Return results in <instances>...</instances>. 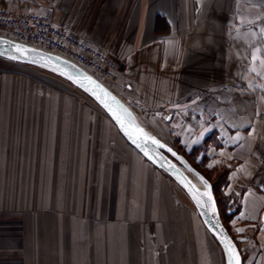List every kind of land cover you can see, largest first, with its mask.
<instances>
[{"label": "crops", "instance_id": "obj_1", "mask_svg": "<svg viewBox=\"0 0 264 264\" xmlns=\"http://www.w3.org/2000/svg\"><path fill=\"white\" fill-rule=\"evenodd\" d=\"M0 9L43 15L114 59L108 87L163 142L169 127L217 132V154L238 164L228 178L229 191H241L236 222L257 228L243 264H264V178L248 167L264 142V0H0ZM100 121L81 133L101 154L90 157L94 196L111 198L113 210L97 200L93 219L51 211L35 264H219L217 242L178 185Z\"/></svg>", "mask_w": 264, "mask_h": 264}, {"label": "rangeland", "instance_id": "obj_2", "mask_svg": "<svg viewBox=\"0 0 264 264\" xmlns=\"http://www.w3.org/2000/svg\"><path fill=\"white\" fill-rule=\"evenodd\" d=\"M232 101L235 108L239 101ZM100 118L107 119L96 103L62 76L0 57V264H35V243L38 239L44 243L45 237L51 236V211L62 212L67 219L73 211L86 210L88 219L94 218L99 181L90 157L93 162L101 154L98 145L90 146L89 134L84 139L81 132L100 124ZM204 127L197 125L184 132L169 127L160 137L183 153L191 166L227 198L225 211L224 206L221 208V221L241 249L244 261L258 237L256 226L236 222L241 191L230 192L228 178L238 164L217 154V132ZM79 139L83 142L78 143ZM205 139L208 142L202 143ZM254 151L260 160L248 165L250 175L264 178V142ZM111 183L108 177L101 180V187L111 189ZM180 195L194 209L186 194ZM98 201L109 215L114 204L111 198L103 195ZM232 202L238 205L236 212L228 208Z\"/></svg>", "mask_w": 264, "mask_h": 264}, {"label": "water", "instance_id": "obj_3", "mask_svg": "<svg viewBox=\"0 0 264 264\" xmlns=\"http://www.w3.org/2000/svg\"><path fill=\"white\" fill-rule=\"evenodd\" d=\"M17 47H19L20 51L17 50ZM0 57L14 62L36 65L49 69L84 92L106 114L125 141L133 149L152 166L171 178V180L184 191L205 229L222 250L224 264H230V262L231 264H236V259H234L233 256L238 258L239 264H242V258L238 247L221 221L210 182L194 169L177 150H174L171 146L147 132L144 127L136 121L128 106L110 91L108 87L73 63L55 54L44 52L1 36ZM88 78H91V81H94L95 85L99 87H95L93 83H90ZM101 89H103V92L108 93V97L114 98L116 103H113L112 99L104 97ZM93 92H95L96 95H93ZM97 96L100 97V100L96 98ZM101 100H105V102L110 104L113 108L118 104L121 106V109H126L127 112L130 113V117L125 118L124 128L121 127L120 123H118L104 107ZM133 129H142L143 131L138 134ZM128 133H131V137ZM138 135L139 138H137ZM152 139L158 141L159 145H163V147L152 143ZM198 177H203L204 180L207 181V188H205V185L201 183ZM195 180L199 185L194 182ZM206 191L211 195L210 201L207 196L202 195ZM225 240L230 242L231 247L234 249V254L228 252Z\"/></svg>", "mask_w": 264, "mask_h": 264}, {"label": "built area", "instance_id": "obj_4", "mask_svg": "<svg viewBox=\"0 0 264 264\" xmlns=\"http://www.w3.org/2000/svg\"><path fill=\"white\" fill-rule=\"evenodd\" d=\"M0 36L55 54L108 86L118 72L117 63L101 50L56 27L47 17L0 9Z\"/></svg>", "mask_w": 264, "mask_h": 264}, {"label": "snow or ice", "instance_id": "obj_5", "mask_svg": "<svg viewBox=\"0 0 264 264\" xmlns=\"http://www.w3.org/2000/svg\"><path fill=\"white\" fill-rule=\"evenodd\" d=\"M17 50L20 51L19 47H17ZM264 63V62H262ZM90 83H93L95 85L94 81H91V78H88ZM95 87H99L98 85H95ZM101 91L103 92V89H101ZM104 97L108 98V99H112L113 103H116L114 98L108 97V93L107 92H103ZM93 95H96L95 92H93ZM98 100H100V97L97 96L96 97ZM101 103L104 105V107L111 113V115L117 120L118 123H120L121 127L124 128V122H125V118L126 117H130V113L127 112L126 109H121V106H119L118 104L116 105L115 108H113L110 104L106 103L105 100H101ZM134 131H136L138 134L142 133V129H133ZM131 137V133H128ZM137 138H139V135L137 136ZM135 142V141H134ZM152 143L154 144H158L159 142L156 141L155 139H152ZM139 146V145H138ZM160 147H163V145H159ZM147 154V153H146ZM209 167H211V165H209ZM201 181V183H203L205 185V188L208 187L207 185V181L204 180L203 177H198ZM202 195L207 196L209 201L211 200V195L209 192H204ZM238 231H242L239 230ZM225 245L228 249L229 253H233L234 254V249L231 247V244L229 241L225 240ZM234 259H236V264H239L238 258L233 256ZM231 264V262H230Z\"/></svg>", "mask_w": 264, "mask_h": 264}, {"label": "trees", "instance_id": "obj_6", "mask_svg": "<svg viewBox=\"0 0 264 264\" xmlns=\"http://www.w3.org/2000/svg\"><path fill=\"white\" fill-rule=\"evenodd\" d=\"M208 142V139H205L202 143H206ZM174 150H176V148H173ZM189 163L190 161L188 160V158L183 154V153H180ZM191 165V164H190ZM193 167V166H192ZM194 169L197 170L196 167H193ZM224 170V169H223ZM198 171V170H197ZM200 172V171H198ZM201 173V172H200ZM204 177H206L203 173H201ZM226 174V171H224V175ZM210 184H211V187H212V192H213V195H214V199H215V202H216V205H217V209H218V212H219V215H222L221 213V208L222 206H224V211H225V205H226V201H227V198H225L222 194V192H218V190H216V187H215V184L212 182V181H209ZM222 201H223V204H222ZM230 210H233V212H236V210L238 209V205L235 203V202H232L231 206L228 207ZM226 209H227V206H226ZM221 218V217H220ZM228 231V230H227ZM230 234V233H229ZM235 242V241H234ZM243 258V257H242Z\"/></svg>", "mask_w": 264, "mask_h": 264}, {"label": "bare ground", "instance_id": "obj_7", "mask_svg": "<svg viewBox=\"0 0 264 264\" xmlns=\"http://www.w3.org/2000/svg\"><path fill=\"white\" fill-rule=\"evenodd\" d=\"M108 87V86H107ZM109 88V87H108ZM110 89V88H109ZM111 91V90H110ZM108 132H110V129H106ZM109 134V133H108ZM133 150V149H132ZM139 162L140 163H142V164H144L145 165V163H144V161H143V159H141V157L139 158ZM170 182L173 184V182L170 180ZM195 182V181H194ZM236 244V243H235ZM237 245V244H236ZM238 247V246H237ZM238 250H239V252H240V249L238 248ZM222 251V250H221ZM240 255H241V252H240ZM241 258H242V255H241ZM242 264H243V258H242Z\"/></svg>", "mask_w": 264, "mask_h": 264}]
</instances>
